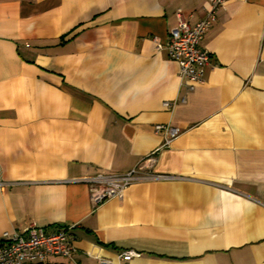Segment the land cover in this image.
I'll list each match as a JSON object with an SVG mask.
<instances>
[{
  "label": "crops",
  "instance_id": "1",
  "mask_svg": "<svg viewBox=\"0 0 264 264\" xmlns=\"http://www.w3.org/2000/svg\"><path fill=\"white\" fill-rule=\"evenodd\" d=\"M209 1L0 0V238L75 235L72 257L33 264H264V0L218 11L192 91L155 48ZM157 124L179 128L167 147ZM150 154L173 179L98 206L76 180Z\"/></svg>",
  "mask_w": 264,
  "mask_h": 264
},
{
  "label": "built area",
  "instance_id": "2",
  "mask_svg": "<svg viewBox=\"0 0 264 264\" xmlns=\"http://www.w3.org/2000/svg\"><path fill=\"white\" fill-rule=\"evenodd\" d=\"M227 0H210L204 7L205 14L196 23L186 21L180 12L177 24L169 31L165 42L155 39L156 49L165 48L171 61L178 65V74L184 81L188 91L203 84L205 67L209 64V53L200 47V41L217 18L218 11ZM183 100V99H182ZM175 102H164L169 108ZM155 132L164 135L162 147H167L178 135L179 128L157 124ZM154 154L138 162L124 173H96L76 179L87 185L89 198L93 206H98L106 200L122 199L129 185L149 179L168 180L174 176L168 174H153ZM73 226L62 227L55 231H47L34 223L27 225L21 232H4L0 238V264H33L58 255L72 257L75 246ZM140 256L135 250H122L118 258L129 261ZM100 264H110L108 260L100 259Z\"/></svg>",
  "mask_w": 264,
  "mask_h": 264
}]
</instances>
